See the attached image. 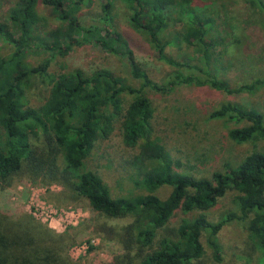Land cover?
I'll return each mask as SVG.
<instances>
[{
  "label": "trees",
  "instance_id": "1",
  "mask_svg": "<svg viewBox=\"0 0 264 264\" xmlns=\"http://www.w3.org/2000/svg\"><path fill=\"white\" fill-rule=\"evenodd\" d=\"M97 1L93 12L89 9L95 0H15L0 20V42L8 46L0 54V188L23 173L32 182L66 187L105 218L129 217L121 225L95 219L88 224L119 246L102 264H193L204 252L201 236L219 260L217 233L235 220L244 223L259 264H264V150L254 145L264 139V113L235 101L219 102L207 118L220 122L231 141L251 142L254 148L236 164L226 162L208 176L196 177L173 168L152 134L153 109L141 91L147 86L168 93L180 85H196L230 95L264 84V78L255 77L231 86L213 74L216 35L210 6L216 0H120L126 9L123 31L115 21V0ZM246 1L259 7L256 22L264 28V0ZM37 3L51 7L57 21L44 37L36 23ZM184 35L200 62L166 51L170 44L181 45ZM141 40L168 66L160 83L150 80L133 58L131 48L138 50ZM85 44L124 55L140 84L105 68L48 72L51 59ZM34 50L40 54L29 64L26 56ZM187 70L197 74H185ZM37 83L48 90L34 105L29 97ZM116 120L123 144L136 147L127 169L143 193L112 195L86 165L94 142L107 137ZM161 187L168 188L164 197L156 193ZM227 192L233 194V208L210 217L207 210ZM176 211L182 218L169 227ZM77 231L54 232L30 214L12 216L0 209V264H88L85 255L75 260L68 255Z\"/></svg>",
  "mask_w": 264,
  "mask_h": 264
},
{
  "label": "rangeland",
  "instance_id": "2",
  "mask_svg": "<svg viewBox=\"0 0 264 264\" xmlns=\"http://www.w3.org/2000/svg\"><path fill=\"white\" fill-rule=\"evenodd\" d=\"M14 1L0 0V20H4L7 8ZM98 4L95 0L89 10L94 12L98 9ZM36 11L39 36L44 37L45 31L53 28L57 21L49 6L37 3ZM210 11L213 12L211 32L216 35L212 53L213 74L231 86L248 83L255 77L264 78V28L256 22L259 7L246 0H216L210 6ZM125 12L124 4L115 0L113 13L117 28L121 31L125 30ZM187 35L183 36L184 42L181 45L170 44L166 51L178 59L189 58L192 62H200ZM143 41L138 50L131 48L133 58L150 80L160 83L168 66L157 59L155 51L144 45L146 42ZM7 50L8 46L0 42V54ZM38 54V50L31 51L26 56V61L35 64ZM75 67L86 72L105 68L124 81L140 84V81L132 78L124 55L104 50L95 44L75 47L64 56H56L49 63L48 72L57 74ZM190 72L197 74L189 70L185 74ZM47 90L46 84H35L29 97L30 103H40ZM141 91L153 109L152 134L163 144L173 161V168L178 172L196 177L208 176L212 170L219 169L226 162L236 164L254 145L264 150V139L254 145L251 142L235 143L227 137L226 129L220 122L207 118L208 113L225 100L235 101L264 113V84L251 92L230 95L196 85H180L168 93L155 91L147 86L142 87ZM119 121H115L114 128L107 137L94 142L85 162L101 176L112 195L143 193V190L133 184L128 174L127 164L135 154L136 147L123 144ZM167 192V187L156 191L160 197H164ZM232 197L231 192L225 193L206 213L210 217H217L232 209ZM0 209L12 216L30 214L54 232L73 231L75 228L78 235L69 247L68 255L73 260L85 255L88 264L108 262L113 252L119 249L117 243L92 231L88 226L91 219L116 225L130 221L129 217L115 219L98 215L89 208L84 198L76 196L66 187L54 182H32L23 173L14 174L9 185L0 188ZM181 218L182 213L176 211L168 221V226H176ZM201 241L204 252L193 264H259L258 249L249 238L243 222H228L217 233L221 248L219 260L214 259L203 236ZM89 245L91 249L87 253Z\"/></svg>",
  "mask_w": 264,
  "mask_h": 264
}]
</instances>
